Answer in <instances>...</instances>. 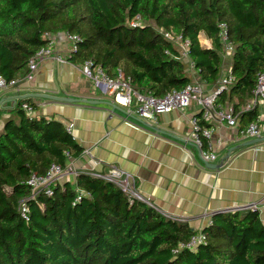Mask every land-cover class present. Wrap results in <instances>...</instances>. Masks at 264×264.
Listing matches in <instances>:
<instances>
[{"label": "trees", "instance_id": "16d2710c", "mask_svg": "<svg viewBox=\"0 0 264 264\" xmlns=\"http://www.w3.org/2000/svg\"><path fill=\"white\" fill-rule=\"evenodd\" d=\"M139 18V26L129 23ZM233 46L228 92L233 110L251 97L264 70V0H0V77L27 74V62L49 40L67 33L79 38L67 61L112 76L120 69L140 92L160 97L191 83L178 49L159 30L189 41L188 57L200 81L214 86L221 72L219 24ZM153 24V25H152ZM203 33L211 47H201ZM7 120L0 132V264H264V226L256 209L216 213L195 250L182 247L195 233L186 222L124 194L113 183L77 172L72 183L55 184L27 202L29 220L18 211L30 195L31 174L50 164L66 169L83 149L64 124L44 117ZM222 104V103H221ZM247 123L257 109L242 113ZM82 192V193H81ZM77 196L80 201H76Z\"/></svg>", "mask_w": 264, "mask_h": 264}, {"label": "crops", "instance_id": "0c3cea01", "mask_svg": "<svg viewBox=\"0 0 264 264\" xmlns=\"http://www.w3.org/2000/svg\"><path fill=\"white\" fill-rule=\"evenodd\" d=\"M52 39L54 48L65 62L44 60L30 81L0 90V99L44 93L109 101L82 75L80 66L66 60L70 47L64 33L52 35ZM198 40L201 47H211V41L203 33L198 35ZM229 59L231 61V58L225 60ZM185 61L189 63L190 59ZM229 67L231 64L224 66L225 73ZM185 71L191 82H200L193 67L187 65ZM223 76L220 72L218 80ZM204 89L209 92L213 86L205 84ZM220 99L226 107L233 108L236 103V98L229 97L227 91ZM30 100L36 106L34 117L58 120L66 128L71 124L70 134L83 149L80 156L68 161L56 184L72 183L77 172L106 173L114 167L134 178L138 194L158 212L186 222L193 231H201L213 214L239 213L247 209H256L264 226V142L242 147L240 144L249 139L238 133L247 123V117L240 115L245 113L244 106L249 99L236 109V127L215 122L208 124L214 127L209 143L216 159L211 163L222 164L218 169L205 168L197 149L186 141L190 135V118L197 113L194 104L182 111L160 114L155 128L170 134L163 135L126 119L124 112L108 106L68 104L40 98ZM18 101L14 104L7 101L0 108V132L7 120L19 121L15 110ZM257 119L264 124L262 105L257 108ZM233 147L235 149L226 158L227 151Z\"/></svg>", "mask_w": 264, "mask_h": 264}, {"label": "built area", "instance_id": "2783aa9c", "mask_svg": "<svg viewBox=\"0 0 264 264\" xmlns=\"http://www.w3.org/2000/svg\"><path fill=\"white\" fill-rule=\"evenodd\" d=\"M139 24L138 17L129 23L131 27H137ZM218 28L219 40L222 46L221 57L222 60H225L232 57L233 46L228 41L226 25L223 23L219 24ZM159 32L178 49V59L185 61L189 58V41L187 39H183L172 31L159 30ZM45 37L49 40V43L41 47L30 57L27 62V74L21 79L10 82H6L0 77V90L15 88L19 83L30 81L39 64L46 59H53L60 63L65 62L64 58L54 48L52 36L45 35ZM64 37L71 44L70 51L75 50L79 41L78 36L64 33ZM189 65L193 67L191 62H189ZM230 68L226 70L225 76L219 79L209 92L204 89L205 84L200 81L191 82L180 90H172L163 96L155 97L150 92H140L135 89L131 85L130 79L125 77L120 69H116L115 73L110 76L105 74L99 66H92L90 61H86L80 65L82 75L92 82L94 88L109 96V102L120 107L124 111L126 119H132L136 124L142 125L145 128H148L146 125L155 126L157 117L160 114L182 111L187 109L191 104H194L197 108V113L190 118V135L186 141L191 142L195 148L200 150V158L203 161L210 163L215 161L216 155L211 150L209 143L214 127L208 124L215 122L232 128L238 124V115L234 112L233 108L226 107L217 101L220 92L226 90L234 83V78L230 74ZM260 105L264 107V70L256 76L252 95L245 104L244 111H252ZM20 109L26 117H34L32 107L26 102L20 104ZM127 123L134 126L131 122ZM71 127L72 125L70 124L66 128L68 132H70ZM238 133L244 139L251 140L258 138L264 133V124L259 123L256 117L254 121L240 127ZM63 171L59 165L50 164L43 175L31 174L29 176L26 185L30 188V195L28 198L22 199L18 207L19 214L25 222L29 220L27 202L30 199H35L40 193L51 196L53 187L63 174ZM90 174L93 177L116 185L124 194L128 195L130 202L132 199H137L150 205L149 201L140 196L136 191L135 180L130 174L121 172L114 167L109 168L106 173L90 172ZM76 201H80L79 196H77ZM209 224L210 220L207 222V225ZM204 240L205 235L202 230L195 231L188 242L182 245V247L195 251Z\"/></svg>", "mask_w": 264, "mask_h": 264}, {"label": "water", "instance_id": "95a60500", "mask_svg": "<svg viewBox=\"0 0 264 264\" xmlns=\"http://www.w3.org/2000/svg\"><path fill=\"white\" fill-rule=\"evenodd\" d=\"M34 98H40V99H45V100L52 101V102H60V103H68V104H85L88 106L104 105V106H108V107L112 108L113 110H117L119 112H124L120 107H117V106L111 104V102H109V101L96 100V99L72 98V97H58V96H53V95L44 94V93H27V94H22L19 96H7L5 98H1L0 99V108L3 107L5 105L4 103L7 101L14 104L16 102V100H29V99H34ZM146 126L158 134L170 135V134H167L164 131L160 130L159 128H155V126H150V125H146ZM171 137L174 138V136H171ZM261 142H264V135L260 136L258 138H254V139L248 140L246 142H243L240 145L242 147H246V146L259 144ZM235 147L230 148L227 151L226 158L229 156L230 152L235 149ZM197 151H198V154L200 156V150L197 149ZM203 162H204L205 168H208V169H218L222 165V164H212L210 162H205V161H203Z\"/></svg>", "mask_w": 264, "mask_h": 264}, {"label": "rangeland", "instance_id": "374dc122", "mask_svg": "<svg viewBox=\"0 0 264 264\" xmlns=\"http://www.w3.org/2000/svg\"><path fill=\"white\" fill-rule=\"evenodd\" d=\"M153 25V24H152ZM66 43H67V45H69V47H71V44L69 43V42H67V41H65ZM231 64V61H230V59L229 60H223V65H222V67H221V74L222 75H224L225 76V72H224V66H228V65H230ZM185 70H186V67H185ZM224 72V73H223ZM97 92H98V94H100V95H102L103 97H105V98H107L108 100H110V97L109 96H107V95H105V94H103V93H101V91L100 90H97Z\"/></svg>", "mask_w": 264, "mask_h": 264}]
</instances>
